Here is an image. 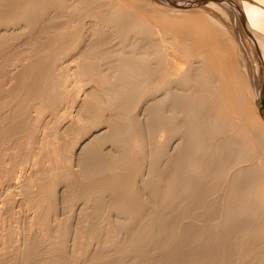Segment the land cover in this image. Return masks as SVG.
<instances>
[{"label": "bare ground", "instance_id": "obj_1", "mask_svg": "<svg viewBox=\"0 0 264 264\" xmlns=\"http://www.w3.org/2000/svg\"><path fill=\"white\" fill-rule=\"evenodd\" d=\"M189 3L207 4L212 15L199 16L197 9L177 8L176 0H0L3 80L8 79L3 64L9 62L10 51L18 45L23 47L20 52L18 46L12 57V83L6 81L7 87L0 83V204L10 205L11 201L7 208L0 206V250L14 249L9 250L11 264H27L34 257L22 249L33 232L47 239L37 241L46 243L43 253L47 257H43L50 264L67 259L76 262L73 264H156L164 257L161 249L174 247L177 226V231L185 235L196 225L184 221L188 205L197 200V194L216 195L218 184L224 182H228L223 188L225 207L220 206L225 210L220 213L225 212L218 222L227 225L230 215L243 217V221L252 211L253 217L264 212V198L260 199L259 193L264 187V169H258L264 161L247 164L250 154L261 152L252 142L256 139L247 137L251 141H240L239 149L233 152L239 142L217 137L219 130L229 131L233 122L227 115L209 118L214 112L204 108L210 107L214 99L206 97L211 102L204 107L200 97L204 89L213 90L215 83L236 80L234 73L230 78L219 72L216 78L221 74L223 79L215 82L212 68L220 67L225 72L237 54L245 58L246 52L252 59V64L248 63L255 71L258 91H262L264 0H237L233 8L219 0ZM172 11H180L182 16L171 17ZM231 19H235L236 27L229 22ZM255 96L259 109L252 111L251 118L264 133V95L257 92ZM228 99L223 101L227 103ZM201 107L205 113L209 111V117L202 116ZM223 111L219 108L218 114ZM246 127L243 132H247ZM239 133L231 131L236 138ZM185 142L192 156L181 151ZM206 148L214 153L212 160L204 153L208 156L205 160L214 165L210 179L205 178L209 182L196 191L191 187L194 191L188 194L193 181L185 174L194 171L197 175L200 166L195 161L198 157L193 156ZM220 151L227 153L216 156ZM169 166L174 170L167 173ZM241 179L243 185L236 188L233 183ZM16 194L19 197L15 199ZM220 201L217 204L224 202ZM13 208L24 211V217L30 212L32 216L27 217L29 233L18 225L12 231L18 244L11 245L8 238L12 232L7 230L4 213L10 214ZM263 223L253 231H264ZM244 227L239 231L245 235L253 228ZM22 228L25 230V226ZM203 230L207 234L206 228ZM241 235L244 242L245 235ZM198 236L196 239L206 238ZM240 249L232 255L221 251L217 264H241L248 253ZM229 256H235L234 260Z\"/></svg>", "mask_w": 264, "mask_h": 264}, {"label": "rangeland", "instance_id": "obj_2", "mask_svg": "<svg viewBox=\"0 0 264 264\" xmlns=\"http://www.w3.org/2000/svg\"><path fill=\"white\" fill-rule=\"evenodd\" d=\"M186 1V2H185ZM189 1L190 0H176V2H177V4H179V7H177V8H181V9H186L187 7L189 8H191V9H197V14H199L200 12L202 13H200L199 14V16H203L204 14H208L209 13V15L211 16L212 14V12L211 11H207V4H204V3H202V4H199L200 5V7H198L199 5H191V3H189ZM198 1V0H197ZM218 1V0H217ZM223 3V5L225 6H229V7H231V8H233V7H235V5H236V3H237V0H219V3H221V2ZM234 2V3H233ZM236 2V3H235ZM183 3V4H182ZM189 3V4H188ZM201 5H202V7H201ZM203 6H204V8H203ZM176 7V6H175ZM189 8V9H190ZM199 8V9H198ZM201 8V9H200ZM206 9V10H205ZM173 12H175L174 13V15H173ZM207 12V13H206ZM172 14V16L171 17H180L178 14H182V12H180V11H172L171 12ZM204 13V14H203ZM178 15V16H177ZM205 15V16H206ZM182 16V15H181ZM204 16V17H205ZM229 22H233L232 24L236 27V21H235V19H231ZM232 31V30H231ZM232 32H234V30L232 31ZM18 46H19V48H18ZM17 46V48H18V50L21 52V50H22V48L20 47V45H18ZM17 48H15L16 50H17ZM21 48V49H20ZM15 49L14 50H12V51H14V52H12V51H10V53H9V62H7V64L5 63V64H3L4 66V70H5V72L6 73H8L7 75H6V78H8L7 80H3L1 77H0V83L2 84V82H4L3 83V86L4 87H7V85H6V81H8V82H10V83H12V81H11V77H12V68H13V62H14V60H12V57H13V55L15 54ZM18 50H17V52H18ZM244 54V56H245V58L243 57V55L241 56L240 54L238 55L237 54V57H235L234 58V63L235 62H237V60H238V58H240L239 60V62L238 63H231V65H230V67L232 68H227L226 69V71L224 72V69L223 68H220V67H217V68H212V72H211V74H212V76H213V78L215 79V82L220 78V77H222V76H224L225 74H227V75H229V77H230V74H231V76L233 75L232 73H234V76H236L237 77V75H238V77L236 78L235 77V79L236 80H234V79H232V80H230L229 79V82H232V83H229L228 82V80H226V82H224V80L222 81L224 84H225V86L224 87H222L221 86V84H223L222 82H221V84H217V83H215L214 84V88H213V90H210V88L208 89H204V93L202 94V95H200V97L201 98H203L202 99V101H203V104H202V106H204V107H206V105L209 103V102H211V101H208V99L209 100H211V99H214L209 105H210V107H206V108H204L205 109V111H206V109H208V110H210L211 112H214L213 114L212 113H209L210 114V117L207 115V113L209 112V111H207V113H205L203 110V108L201 109V114H202V116H204V117H209V118H211V115H213L214 117H218V116H221L222 118L224 117V116H228L229 118H230V120L233 122V124L231 125V128L229 129V131H226V132H223L222 133V131H224V130H219V133L217 134V137H219V136H221V137H225V138H230L231 137V139L233 140V141H235V143H238V145L237 146H234L233 147V152H236L238 149H239V145H240V141H245L246 139H248L247 137H249V138H251V140H252V138L255 140V141H253L252 140V142L255 144V148H257L258 150L260 149L261 150V152L259 151H257L256 153H252V154H250V162L248 161L247 162V164L248 165H255L258 161H260V159H262L263 161H264V158H262L263 156H264V154H263V150H264V147H261V145H263L264 146V133H262L263 132V130H262V127L260 128L259 126H261V125H259L258 123H256V122H253V120H252V118H251V114H253V112L254 111H256V108L257 109H259V107H257L258 106V101H257V96H255L256 94H257V92H258V94L260 95V93H261V95L263 96L264 95V73H263V71H264V69H262V76H263V85H262V91H260V93H259V91H258V88H259V86H258V82H256V80H257V78H256V74H254L255 73V71L251 68L252 66H250L249 65V63L248 62H250V60H252L251 59V57L248 55V52H246V53H243ZM247 55V56H246ZM4 57V56H3ZM3 57H1L0 58V62L2 61V58ZM247 57V58H246ZM250 58V59H249ZM245 59H246V61H245ZM264 59V58H263ZM13 61V62H12ZM243 61V62H242ZM245 61V62H244ZM251 64H252V62H250ZM261 64H263L264 65V60H261V62H260ZM2 63H0V70L2 69V65H1ZM8 64H9V66H8ZM5 65H7V66H5ZM237 65V66H236ZM240 67H239V66ZM12 67V68H9V67ZM246 66H247V68H246ZM5 67H7V69H5ZM241 69H239V68ZM250 67V68H249ZM17 69H18V67H16ZM11 69V70H10ZM16 69V70H17ZM215 69H217V70H215ZM234 69V70H233ZM6 70H8V71H6ZM215 70V71H214ZM220 70V71H219ZM230 70V71H229ZM236 70V71H235ZM252 70V71H251ZM221 73V74H224V75H219L218 76V78H216V74L218 75V73ZM238 72V73H237ZM209 73H210V70H209ZM10 74V75H9ZM214 74V75H213ZM253 74H254V76H253ZM9 76H10V78H9ZM234 76L233 77H230V78H234ZM242 76V77H241ZM5 77V75L3 74V78ZM72 78H73V76H71ZM5 78V79H6ZM75 78H73L72 79V82H74L75 84H77L78 83V81L75 79ZM212 79V78H211ZM221 79H223V77L222 78H220L219 80H221ZM234 80V81H233ZM250 80V81H249ZM235 82V83H234ZM219 83V82H218ZM234 83V84H233ZM228 84V85H227ZM230 84H232L231 85V87L229 86ZM240 84V85H239ZM233 85H237V86H233ZM249 85V86H248ZM241 86V87H240ZM244 87V88H243ZM216 89V90H215ZM234 89V90H233ZM221 90V91H220ZM250 90V91H249ZM252 90V91H251ZM260 90H261V88H260ZM220 91V92H219ZM232 92V94H231V92ZM214 92H216V93H218L217 95L214 93ZM210 93V94H209ZM212 93H214V94H212ZM229 95H228V94ZM236 93H238V95H239V98L240 97H242V95H243V97L245 98H241V101H239L238 99V97H237V95H236ZM240 93L242 94L241 96H240ZM263 93V94H262ZM213 95V96H212ZM219 95H220V97H221V100H220V97H219ZM231 95V96H230ZM204 96V97H203ZM206 97L208 98V99H206ZM213 97V98H212ZM217 97H219V98H217ZM222 97H223V99L225 98V100L226 99H228L226 102L227 103H225L224 101H223V99H222ZM264 97V96H263ZM211 98V99H210ZM251 100V101H250ZM207 101H208V103H207ZM218 101H220V104H221V102L223 103H225V104H219V102ZM234 101V102H233ZM243 101V102H242ZM235 102H237V104L236 105H240V103H242V105H240V108H242V109H240V108H238V106H236L235 105ZM239 102V103H238ZM216 103H218L217 104V106L219 107V108H221V112H222V110H224L223 112L224 113H219L218 114V107L216 106ZM231 103V104H230ZM248 104H250V106L248 105ZM225 105H227V106H225ZM249 106V107H247V106ZM211 106H213L212 108H211ZM226 107L228 108L227 109V111H225L226 110ZM236 110H238L237 112L235 111V109ZM247 107V108H246ZM209 108H211V109H209ZM264 108V107H263ZM253 109V110H252ZM251 110V111H250ZM229 111V112H228ZM240 111V112H239ZM242 111V112H241ZM247 111V112H246ZM253 111V112H252ZM227 114H226V113ZM232 112V113H231ZM239 112V113H238ZM231 113V114H230ZM245 114V117H244V114ZM212 116V117H213ZM226 116V117H227ZM241 117V118H240ZM247 118V119H246ZM240 121V122H239ZM236 122H237V124H236ZM247 123H248V125H247ZM256 124H258V125H256ZM243 126V127H242ZM247 126V127H246ZM234 127V128H233ZM238 127V128H237ZM245 127H246V129H247V132H243L244 130L243 129H245ZM237 128V131L235 130ZM231 129H233V130H231ZM259 130V131H258ZM260 130H261V132H260ZM231 131H232V133L233 134H236V132L238 133V131L240 132L239 134H238V136L241 138H239V137H237L236 138V136L237 135H232L231 134ZM246 131V130H245ZM255 131V132H254ZM249 132V133H248ZM222 133V134H221ZM227 135V136H225V134ZM246 133V136L243 138V136H244V134ZM220 134V135H219ZM253 134V135H252ZM164 135V134H163ZM247 135H249V136H247ZM249 141H251L250 139H248ZM217 141V140H216ZM222 141V140H221ZM257 144H258V146H257ZM259 144H260V146H259ZM182 148V150L181 151H183V153L185 154V156L186 155H188L189 154V156H192V155H190V153H189V151H190V145L189 144H187V142H185V143H183V146L181 147ZM235 148H236V150H235ZM209 149L210 148H206L204 151H201L198 155H195V156H193L194 158H196V157H198V158H196V163L198 162V164H199V166L200 167H198L197 168V172L199 173V174H201V175H198V173H197V175H195V172L193 171V172H191V171H187L186 172V174H185V176H186V178L187 179H189V180H192L193 181V183L191 184V186H190V190H189V193L188 194H190V193H192L195 189L196 190H198L201 186L202 187H204L206 184H208V182H209V180L208 181H206V179L205 178H207V179H210V172H211V170H212V168H213V164L211 163V162H209L210 160H212V156H213V152H211V150L209 151ZM183 153H181V155H183L184 156V154ZM204 153L207 155V154H209L208 156H204ZM226 151H220V152H217V153H215V155L216 156H219V155H221L222 156V154H223V156L224 155H226ZM219 154V155H218ZM254 154H255V156H254ZM211 155V156H210ZM252 155V156H251ZM259 155H260V157H259ZM261 155H263V156H261ZM188 156V157H189ZM192 157V158H193ZM206 157H208L207 159H209L210 158V160H205V158ZM253 157V158H252ZM189 159V158H187V157H183V159L184 160H186V159ZM253 159V160H252ZM257 159V160H256ZM187 161V160H186ZM208 161V162H207ZM254 161H257L256 163L254 162ZM263 165V166H262ZM261 168H258L259 169V171L260 172H263L262 170L264 169V162H262V164H261ZM201 167H203V168H201ZM169 169H165L166 171H167V173H169V170L172 172L174 169H173V167H168ZM201 169V170H200ZM211 169V170H210ZM210 170V171H209ZM170 172V173H171ZM206 172H208V176H206L207 175V173ZM253 172H256V171H253ZM187 173L188 174H190L191 176H193L194 177V179H193V177H191L190 175H188L187 176ZM203 173H204V175H205V173H206V175L203 177ZM263 174V173H262ZM252 175H254V173L252 174ZM264 175V174H263ZM198 177V178H197ZM195 179L196 180H198V184H197V181H195ZM204 179H205V181H204ZM205 184L204 186H203V184ZM243 181H242V179H241V181H236L235 183H233V185L236 187V188H239V187H241L242 185H243ZM264 183V182H263ZM228 184V182H224L223 184H218V187L220 188V189H217V191L214 193V194H216V195H211V196H209V197H205L203 194L202 195H200V194H197V200H195L194 201V203H192V205L191 206H193V208L191 207V206H189L188 205V208H187V210H188V216H186V220H185V218L183 219V221L184 222H189V221H192V222H194L196 225L194 226V228H192V230H191V232H189V233H186L185 235L184 234H182L181 233V231H177V230H179V227L177 226V228H175V229H177L176 230V234H175V236H176V238L178 239V241H180L179 240V238L181 237L182 238V240L180 241V242H178L177 241V239H176V241H174L173 243H174V247H171L172 245H169V246H167V247H165V248H163V249H161L160 251H162V252H164V257L162 256H159V257H161V258H159L158 260H156V264H191V263H193V264H217V260H219L218 259V257L220 258V256L222 255V253H221V251H223L224 250V252H227L228 251V253H229V251H230V255H232L233 254V251L234 250H236L237 248L238 249H240V248H243V246H244V251H242L241 249V252H245V250H246V252L248 253V254H246V253H243L244 255L246 254V256L241 260V258L240 257H238V258H240L239 259V261L241 260V264H263L264 263V258L263 259H260V260H263V261H261V262H263V263H261V262H259V258H262L264 255V245H263V243H264V231H261V233H260V231H253V230H255V228L257 229L258 227H259V225L261 224L262 225V223L264 222V212L263 213H261V215L260 216H257V217H253L254 216V211H252V212H250V215L248 216L247 215V217L246 218H244V220L243 221H241L242 219H243V217H238V218H233L234 216L232 215H230V217L229 218H231V221L230 220H227L228 222H226L227 223V225L225 224V225H222V223L221 222H218L219 220L220 221H222L221 219L223 218V212H225V211H223L222 213H220L222 210H225V209H223V207L222 206H220V205H223L224 206V203H225V197H226V192H225V185H227ZM240 184V185H239ZM242 184V185H241ZM199 185V186H198ZM263 186H264V184H263ZM191 187H192V189L194 188V190H192L191 189ZM201 187V188H202ZM223 188H225V189H223ZM263 189H264V187L262 188L261 187V189H259V193H260V195H261V198L260 199H263L264 197H262L263 195H264V191H263ZM195 190V191H196ZM263 191V193H262V191ZM225 192V193H224ZM219 194V195H218ZM199 196V197H198ZM19 196H17V194L16 195H14V198L16 199V198H18ZM258 197H260L259 195H258ZM202 198V199H201ZM223 201L224 200V202H222L221 203V201L219 202V203H221V204H217L218 203V201ZM223 199V200H222ZM233 199H234V197H233ZM211 200V202H213V200H214V203L216 202V204L214 205V203H211L210 204V202L209 201ZM216 200V201H215ZM235 200V199H234ZM234 200H232V201H234ZM206 201V202H205ZM9 204L11 205V201L9 200ZM197 202V203H196ZM209 202V203H208ZM235 202V201H234ZM10 205H4V204H0V206H3V208H7L8 206H10ZM210 205H211V207H210ZM214 206V208H215V210H212L211 208H213V206ZM205 206H206V208H205ZM219 207H220V209L221 210H219ZM225 207V206H224ZM213 208V209H214ZM233 208V207H232ZM16 210V211H14V210ZM12 210L13 211H10L9 213L10 214H6V213H4L5 212V209H3V212L2 213H4L5 214V216L7 217L6 218V227H7V230L9 231V232H12V231H14V228H17V227H20V226H18V225H21V229H22V231H26L25 233L26 234H28L29 233V228H30V224L28 223V220L29 219H27V217L29 218L30 216H32V214H31V212L29 213V214H31V215H29L28 213V215H27V217H24V216H26V215H24V214H26L24 211H17L18 210V208H13ZM197 210L198 212H194L193 210ZM19 212V213H18ZM190 212V213H189ZM218 212V213H217ZM232 213H234V210L233 211H231ZM21 213V214H20ZM23 213V214H22ZM210 213H211V215H210ZM14 214V215H13ZM16 214V215H15ZM203 214H205L207 217H208V220L207 221H204L203 219H204V217H206V216H203ZM209 214V215H208ZM228 214H230V213H228ZM260 214V213H259ZM9 215H11V216H9ZM24 215V216H23ZM192 215H193V218H195V220L196 221H201V222H196L193 218L191 219V217H192ZM203 217H202V216ZM252 215V216H251ZM261 216H262V218H261ZM12 217V218H11ZM14 217V218H13ZM206 217V218H207ZM212 217V218H211ZM18 220H17V219ZM21 220H20V219ZM197 218V219H196ZM206 218H205V220H206ZM214 218V219H213ZM241 218V219H240ZM248 218V219H247ZM253 218H254V220H253ZM14 219H16L15 221H20V223H16L15 221H13ZM26 221V223L24 222V220ZM236 219V220H235ZM245 219H247V220H245ZM251 221H250V220ZM22 220H23V222H22ZM232 220H234V222L232 221ZM238 220H240V221H238ZM253 220V221H252ZM8 221L10 222V224H8ZM210 221V222H209ZM235 221H237V223L238 224H235ZM180 222V221H179ZM178 222V224L180 225V223L182 222H180L179 223ZM184 222H182V223H184ZM209 222V223H208ZM216 222V223H215ZM241 222V223H240ZM244 222V223H243ZM259 222V223H258ZM11 223H13V224H11ZM16 223V224H15ZM200 223L201 224V226H200V224L198 225V224ZM211 223H213V224H211ZM230 224H231V226H230ZM264 224V223H263ZM217 225V226H216ZM220 225V226H219ZM229 225V226H228ZM243 225H245V227L243 226ZM22 226H25V230H24V228H22ZM203 226H204V228H206V231H208L207 232V234H206V232L203 230L204 228H203ZM208 226H209V229L210 230H208ZM253 226V228H251ZM223 229H221V228ZM226 227L229 229H226ZM230 227L232 228V229H230ZM233 227H235V229H236V231H234L233 229ZM242 227H244V228H251V230L252 231H250L249 233H248V235H245L246 234V232H242V233H240V231H239V228H242ZM27 228V229H26ZM199 228V229H198ZM203 228V229H202ZM20 229V230H21ZM194 229V230H193ZM199 231H198V230ZM226 229V230H225ZM180 230H181V228H180ZM228 230V231H227ZM28 231V232H27ZM201 231V232H200ZM209 231L211 232V233H209ZM217 232L216 234L214 233V232ZM225 231V232H224ZM231 231H232V233H231ZM237 231H239V232H237ZM242 231V230H241ZM194 232H197V233H199V234H196V233H194ZM103 233V232H102ZM14 233L12 232L11 233V238L12 237H14L15 238V235H13ZM32 234H34L33 236H32ZM196 234V235H195ZM209 234V235H208ZM226 234H228V236L231 238V236L233 237H237V238H235V240L233 239L232 240V238L230 239L232 242H233V244H235L236 246H238L237 248H235L236 246H233V244H231L230 242V240L229 239H227L228 238V236L226 235ZM241 234H244L245 236H244V239H245V244H244V242H242L243 241V239L241 238V237H243ZM256 236V235H258V237L256 236V237H254V235ZM184 235V236H183ZM187 235H188V237H187ZM199 235V236H198ZM215 235H217V237L218 238H220V239H218ZM223 235H225L226 237H224ZM231 235V236H230ZM31 236V237H30ZM30 236H28V237H30V239H31V241L29 240V239H27V240H29V242L31 243V242H33L32 240L34 239L35 241L33 242V243H29L28 241V243H27V246H25L24 248L22 247V249L23 250H25V252H28V253H30V254H33V256L36 258V256H38V258H36V259H34V257L31 259V261H29V262H27V264H36V262H37V264H38V262H39V264H43V263H45V264H50V263H48L49 261H46L47 259L46 258H44V257H47V253L46 254H44L45 252H46V250H47V248H45V249H43L45 246H46V243L45 244H41V242L43 243V242H47V239H44L43 238V236L42 235H40V233L38 234V233H30ZM35 236H37V237H35ZM190 236V237H189ZM197 236H198V238L200 237H202V236H205L206 238H201V239H196L197 238ZM211 237V238H210ZM221 237H223V238H225V239H223V238H221ZM260 237V238H259ZM11 238L9 237L8 238V240L10 241V243H11V245H14V244H18V243H15V241L16 240H13L14 238H12V240H11ZM215 238H217V239H215ZM236 239H237V241H238V239H242L241 241H236ZM249 239V240H248ZM263 240V242H261L262 240ZM37 240H41V242L39 241V243H38V241ZM186 240V241H185ZM222 240H225L226 241V243L228 244H226L225 243V241H222ZM261 240V241H260ZM37 241V242H36ZM220 241H222V243L223 244H221L220 243ZM229 241V242H228ZM248 241V243H246ZM253 241V242H252ZM257 241V242H256ZM177 244H176V243ZM189 242V243H188ZM193 242V243H192ZM194 242H195V244L196 245H194ZM237 242V243H236ZM242 242V243H241ZM13 243V244H12ZM38 243V244H37ZM203 243L205 244V245H203ZM206 243H208V244H206ZM254 243V244H253ZM256 243H260V245H262V246H260V245H258V244H256ZM172 244V243H171ZM226 244V245H225ZM8 245H9V243H8ZM30 245V246H29ZM33 245H35V246H33ZM202 245V246H201ZM232 245V246H231ZM248 245V246H247ZM249 245H251V247H252V245H254V247H256V248H258V249H254V247H253V249H250L251 247L249 246ZM10 246V245H9ZM31 246H33L34 247V249L33 248H30ZM187 246V247H186ZM203 248V250H202V248ZM47 247V246H46ZM179 247H181L180 249H179ZM192 247V248H191ZM207 247V248H206ZM213 247V248H212ZM215 247H217V248H215ZM230 247V248H229ZM260 247H261V249H260ZM35 248H37L36 250H35ZM40 248H42L43 250H45V251H43V250H41L42 252H38V250L40 249ZM167 248L169 249V248H171V249H169V250H167ZM177 249V251L175 250V249ZM199 248V249H198ZM233 250H232V249ZM28 249H30V250H28ZM33 249V250H32ZM201 249V250H200ZM218 249H219V251H218ZM249 249H250V251L252 250V252L250 253V251H249ZM260 249V250H259ZM9 250H14V249H12V247H11V249H10V247L9 248H7L5 251L3 250H0V256H2V257H0V264H2V263H4L6 260V262H5V264H11L10 263V260L12 261V258L10 257V255L12 254V251H9ZM211 250V251H210ZM254 250V251H253ZM2 251V252H1ZM31 251V252H30ZM37 251V252H36ZM209 251V252H208ZM217 251L219 252V254L217 253ZM44 252V253H43ZM208 252V253H207ZM213 252V253H212ZM253 252H258V254L257 255H253ZM261 252V253H260ZM205 253H207V254H205ZM211 253V254H210ZM232 253V254H231ZM250 253V254H249ZM55 254H57L56 252H54V254L53 255H55ZM217 255V257H215V255ZM252 254V255H251ZM48 255H50V254H48ZM157 255H159V254H157ZM161 255V254H160ZM199 255V256H198ZM247 255H250L251 256V258H249L250 256H247ZM260 255L262 256V257H260ZM7 256V258H4V257H6ZM41 256V258H42V260H41V258H39ZM201 256H202V258H201ZM208 256H209V258H208ZM212 256V257H211ZM255 256V257H254ZM259 257V258H257V257ZM124 257H127V254L125 255L124 254ZM185 257V258H184ZM190 259H189V258ZM234 257L235 256H229V258L231 259V261H232V259L234 260ZM9 258V259H8ZM142 258V257H141ZM194 258H195V260H194ZM199 260H198V259ZM200 258H201V262H200ZM211 258V259H210ZM237 258V257H236ZM237 258V259H238ZM255 258H257V259H255ZM67 259V258H66ZM166 259H168V260H166ZM189 259V260H188ZM197 259V260H196ZM204 259H208L209 260V262H208V260H204ZM8 260H9V263H7L8 262ZM143 260V259H142ZM187 260V261H186ZM204 260V261H203ZM210 260H212V261H210ZM215 262H214V261ZM82 261V259L80 260V262ZM205 261H207V262H205ZM2 262V263H1ZM69 262V263H68ZM86 263L88 262V261H85ZM184 262V263H183ZM185 262H187V263H185ZM190 262V263H189ZM73 263H76V262H74V261H68V259L66 260V261H62V263L60 262L59 264H73ZM239 263V262H238Z\"/></svg>", "mask_w": 264, "mask_h": 264}]
</instances>
